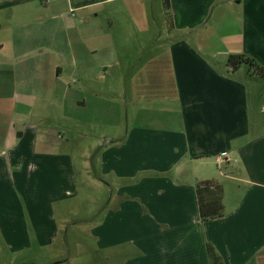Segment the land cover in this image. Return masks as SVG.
<instances>
[{
	"label": "crops",
	"instance_id": "0c3cea01",
	"mask_svg": "<svg viewBox=\"0 0 264 264\" xmlns=\"http://www.w3.org/2000/svg\"><path fill=\"white\" fill-rule=\"evenodd\" d=\"M97 3L0 0V32L11 27L0 52L33 62L18 72L36 78L15 83L10 123L0 130V264L67 261L52 247L68 230L65 204L79 197L77 158L67 130L57 129L62 119L43 112L51 105L76 109L81 137L85 124L112 128L99 135L107 141L94 149L93 176L108 179L110 196L90 223L93 251L105 252L106 264H264V103L249 95L259 77L227 66L242 54L264 69V0H169L171 31L155 38V56L141 67L120 63L117 56L130 57L118 39L89 49L78 36L68 53L52 30L42 31L61 22L76 29L68 13ZM38 37L52 46L34 44ZM64 120L71 129L73 118ZM222 155L229 161L219 164ZM205 180L222 186L224 213L201 222L195 184Z\"/></svg>",
	"mask_w": 264,
	"mask_h": 264
},
{
	"label": "rangeland",
	"instance_id": "374dc122",
	"mask_svg": "<svg viewBox=\"0 0 264 264\" xmlns=\"http://www.w3.org/2000/svg\"><path fill=\"white\" fill-rule=\"evenodd\" d=\"M92 1L98 3L90 5L83 10H75L68 13L70 19H75L77 23L76 29L63 28L61 22L58 30L55 27L50 28L46 26L42 28V31L45 32V29L52 30L54 36L57 38L55 40H61L57 45L63 47L68 53H71V50L74 48L75 41L79 42L78 36L84 37L83 44L89 49L92 43L107 41L108 38L118 39L116 44L119 47V52L121 53V47H123L122 53L130 57L128 60L123 56L119 58L116 55L120 63L126 64L128 61L134 63L137 59V62L141 61L140 67L149 57L155 56L156 48L153 45L155 38L158 36H161V38L168 36L171 31L170 25H168L171 13L165 8L163 0ZM40 12V10L33 11L31 17H37ZM5 28H7L6 31L0 32V39L8 35L11 30L10 26L3 27V29ZM29 29L32 30L31 28ZM22 30L23 27L13 28L14 33L15 31L17 33ZM91 36L96 37L92 41L91 39L88 40ZM36 39L34 44L41 45L43 48H50L52 46L47 37H38ZM69 39L72 41V49L68 47ZM7 56V53L0 52V97H3L2 100H4L3 103H0V130L10 123L9 118L13 100L11 97L16 90L15 83L20 79L27 81L29 79L30 82L35 83L34 80L36 79L31 73L20 75L18 72V69H21L26 63L33 65V62H24L26 59L21 60L19 57L9 60ZM99 57L101 58L100 55ZM248 68L247 65H242V69L248 70ZM256 81L258 82L249 86V95L251 97L255 96V98L258 97L264 103V79L260 77ZM36 91H38V87L28 89L30 95L36 94ZM101 103L108 104L106 102ZM60 108L61 105H51L44 107L43 112L53 118L60 117L62 120L59 122L57 129L59 130L60 127H63L67 130V133L63 134L61 132V134L64 136V139L69 140L70 143L68 145L72 146L73 155L77 158L75 173L79 197L65 204L66 209L63 220H65V227L68 230L65 233L57 234L53 240L54 245L52 249L53 252H57L56 255L62 256L63 260H67L65 264H106V260L103 259L105 252L98 254L93 251L94 241L90 235V223L99 219L100 212L105 208L110 196L107 187L108 179L101 177L102 182L98 184L96 182L97 178L93 176L97 175L98 177L99 175L96 169L98 157L95 151H100L103 147L105 148L107 141L106 138L99 137V135L108 134L112 128L106 122H99V124H93L91 127L85 124V128L81 130L87 135L81 137L78 134L79 129L75 121V118L79 116L76 109L68 105H66L65 111H61L62 108ZM101 108H104V106L101 105ZM113 110V117L120 114L119 106H114ZM84 115L90 117V112H86ZM108 115L109 111L104 113L103 118L108 119ZM98 116H100V113H98ZM68 117H72L74 120V124L68 122L71 129L64 124V119ZM56 123L53 122V124L57 125ZM113 143V141L109 142V145ZM95 148L96 150H94ZM78 153L85 154V157L82 159L78 158ZM81 161H86L88 164L87 170L79 168Z\"/></svg>",
	"mask_w": 264,
	"mask_h": 264
},
{
	"label": "trees",
	"instance_id": "16d2710c",
	"mask_svg": "<svg viewBox=\"0 0 264 264\" xmlns=\"http://www.w3.org/2000/svg\"><path fill=\"white\" fill-rule=\"evenodd\" d=\"M165 8L169 11V0H163ZM168 25H172L171 19ZM242 65H247L259 78H264V69L260 67L252 58L245 55H230L227 58V66L232 70L238 69ZM195 194L198 204V213L201 222L222 217L224 206L222 202L223 189L215 180L198 181L195 184ZM207 253L213 262L218 260L214 250L208 246Z\"/></svg>",
	"mask_w": 264,
	"mask_h": 264
},
{
	"label": "built area",
	"instance_id": "2783aa9c",
	"mask_svg": "<svg viewBox=\"0 0 264 264\" xmlns=\"http://www.w3.org/2000/svg\"><path fill=\"white\" fill-rule=\"evenodd\" d=\"M263 113H264V109H263ZM226 161H229V157L227 155H222V156L217 158V162L219 164L224 163Z\"/></svg>",
	"mask_w": 264,
	"mask_h": 264
}]
</instances>
